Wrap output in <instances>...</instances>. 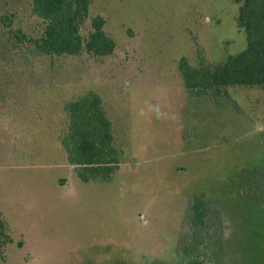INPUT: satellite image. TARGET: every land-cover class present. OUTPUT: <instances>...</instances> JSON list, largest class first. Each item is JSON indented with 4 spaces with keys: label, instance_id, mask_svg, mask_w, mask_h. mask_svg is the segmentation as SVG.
Instances as JSON below:
<instances>
[{
    "label": "rangeland",
    "instance_id": "rangeland-1",
    "mask_svg": "<svg viewBox=\"0 0 264 264\" xmlns=\"http://www.w3.org/2000/svg\"><path fill=\"white\" fill-rule=\"evenodd\" d=\"M238 14L232 0H93L82 34L103 16L114 55L51 57L1 24L38 37L32 0H0V212L15 240L0 264H170L199 197L221 215L223 263L264 264V89L189 93L178 69L245 50ZM122 86L120 168L83 182L60 145L63 102L98 89L112 107Z\"/></svg>",
    "mask_w": 264,
    "mask_h": 264
},
{
    "label": "trees",
    "instance_id": "trees-1",
    "mask_svg": "<svg viewBox=\"0 0 264 264\" xmlns=\"http://www.w3.org/2000/svg\"><path fill=\"white\" fill-rule=\"evenodd\" d=\"M92 1L32 0L33 14L44 23L38 37L14 28L8 15L1 17V24L14 39L31 45L36 52L45 56L77 57L89 54L111 57L116 51V41L106 32V19L103 16L97 15L91 19L92 30L87 38L82 34V26L90 18ZM232 2L239 5L237 24L246 34V48L228 56L223 62H211L202 57L197 65H192L186 57H182L178 69L189 93L212 95L219 99L227 96V88L230 87L264 89V0ZM49 90H54L53 96L60 99L55 101L52 96H47L54 102L52 110L57 111V105L64 101L62 89L49 87ZM128 90V87H121L116 105L112 107L98 89L63 102L67 123L61 130L60 145L66 153L67 162L74 167L81 181H106L120 168L119 141L122 140L118 106L119 100H125ZM110 110H114L113 114ZM189 224V237L179 246L182 249L180 252L178 249L177 258L170 264H224L219 255L224 225L220 213L208 199L199 197L194 200ZM9 245H15V240L10 225L0 212V261L5 258Z\"/></svg>",
    "mask_w": 264,
    "mask_h": 264
}]
</instances>
